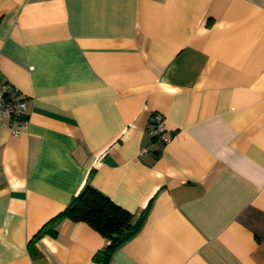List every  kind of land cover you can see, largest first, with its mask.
I'll list each match as a JSON object with an SVG mask.
<instances>
[{
    "label": "crops",
    "instance_id": "1",
    "mask_svg": "<svg viewBox=\"0 0 264 264\" xmlns=\"http://www.w3.org/2000/svg\"><path fill=\"white\" fill-rule=\"evenodd\" d=\"M4 81L0 264H99L68 218L28 249L86 185L144 213L108 264H264V0H0Z\"/></svg>",
    "mask_w": 264,
    "mask_h": 264
},
{
    "label": "trees",
    "instance_id": "2",
    "mask_svg": "<svg viewBox=\"0 0 264 264\" xmlns=\"http://www.w3.org/2000/svg\"><path fill=\"white\" fill-rule=\"evenodd\" d=\"M65 218L85 222L108 240L106 247L94 255L99 264H108L115 248L140 229L144 213L136 216L93 186L86 185L72 197L67 207L51 217L33 235L28 245L31 254L36 251L34 242L45 234H55L57 224Z\"/></svg>",
    "mask_w": 264,
    "mask_h": 264
},
{
    "label": "built area",
    "instance_id": "3",
    "mask_svg": "<svg viewBox=\"0 0 264 264\" xmlns=\"http://www.w3.org/2000/svg\"><path fill=\"white\" fill-rule=\"evenodd\" d=\"M26 101L20 90L8 81L0 83V120H9L13 133L27 122ZM149 132L152 138L168 142L170 137L165 132L164 118L158 112H152L149 118Z\"/></svg>",
    "mask_w": 264,
    "mask_h": 264
}]
</instances>
